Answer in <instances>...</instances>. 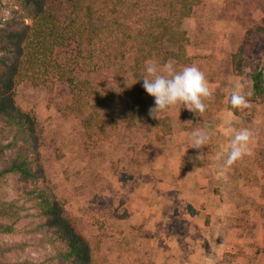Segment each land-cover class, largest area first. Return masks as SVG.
Returning <instances> with one entry per match:
<instances>
[{
    "label": "rangeland",
    "instance_id": "rangeland-1",
    "mask_svg": "<svg viewBox=\"0 0 264 264\" xmlns=\"http://www.w3.org/2000/svg\"><path fill=\"white\" fill-rule=\"evenodd\" d=\"M20 4L21 0H0V24L6 26L10 23L20 12ZM156 10L159 9L149 0L135 11L137 16L151 18ZM134 21L137 22L136 16ZM263 23L264 0H202L192 15L181 22L189 39L185 47L187 54L193 57L192 62L180 64L175 59L168 62L177 70L197 66L205 74L212 92V97L205 101L206 105L222 113L229 105L232 107L229 103L235 82L240 83L242 79L240 92L246 95L252 91L254 73L262 69L264 74V38L257 40L249 54L244 77L238 79L234 76L230 64L231 55L244 41L248 28ZM90 39L78 48L82 55L78 73L97 88H105L106 84L114 82L119 85L115 65L100 62L102 54H107V48L113 44L107 40H96L95 44V39L94 42ZM133 55V52H127L123 60L128 86L136 82L130 69ZM148 62L163 65L158 57L153 56L145 62L144 70ZM213 84L217 85L215 90H212ZM87 98L88 106L77 105L71 86L59 80L48 85L24 80L17 86V105L33 114L41 127L39 152L45 175L41 187H46L62 202L69 217L76 218L79 230L94 249L95 264H113L115 257L118 258L116 261L121 260V264H124L125 257L129 259L128 264H144L139 261L140 251L137 249L146 248L148 242L138 239L134 242L133 235L127 232L132 230H118L115 226L119 224L117 219H123L122 200L124 196L128 198L123 184L134 175L130 171L134 168L129 166L137 161H150L148 145L156 139L162 140L157 131L160 129L142 122L129 131L125 129L123 119L115 125L106 124V115L96 118V124L89 125L97 94L91 93ZM250 104L251 107L243 109L242 114L264 115V104ZM163 116L170 117L172 129L180 130L188 128L195 117L185 108L180 112L171 109ZM11 139L12 133H0V141L7 143ZM144 144L147 146L145 150L142 149ZM16 148L8 149L0 157V171L9 165V157ZM34 188L32 182L19 179L15 173L0 177V198L12 202L16 210L11 217L0 219L12 226L9 232L0 227V264H64L57 256L63 245L54 239L51 229L45 225L36 201L29 198V191ZM136 232L139 234L138 228ZM230 255L227 251V260L222 264H233Z\"/></svg>",
    "mask_w": 264,
    "mask_h": 264
},
{
    "label": "trees",
    "instance_id": "trees-1",
    "mask_svg": "<svg viewBox=\"0 0 264 264\" xmlns=\"http://www.w3.org/2000/svg\"><path fill=\"white\" fill-rule=\"evenodd\" d=\"M147 1L21 0L17 16L6 26L0 24V133H12L10 141H0V157L17 146L9 157V165L0 171V177L15 173L19 179L35 185L29 191V198L36 201L45 225L51 229L54 239L63 245L57 256L64 264H95V261L76 220L67 215L54 194L41 187L45 178L39 152L41 127L33 114L17 105L16 88L24 80L43 85L64 81L71 86L74 101L79 106H88V95L97 94L89 125L96 124V118L106 115V124L115 125L123 119L126 130L144 122L158 127L163 134H170V117L163 116L158 120L148 116L154 98L145 92L143 81L139 79L145 75V62L153 56L162 64L170 59L180 64L192 62L193 57L187 54L185 47L189 39L181 22L192 15L202 0H151L159 9L156 14L151 18L137 16L135 10ZM263 38L264 23L248 28L244 41L232 54L235 74L245 73L249 54L257 40ZM89 39L90 42L95 39V44L96 40H107L109 44L117 45L107 48L109 52L102 54L100 62L115 65L119 85L114 82L106 84L105 88H97L78 73L82 57L78 48ZM127 52L134 53L130 69L136 82L130 86L124 75L123 60ZM253 80V92L246 97L264 102L262 69L254 73ZM15 212L12 202L0 198V219L11 217ZM0 227L8 232L12 229L1 220Z\"/></svg>",
    "mask_w": 264,
    "mask_h": 264
},
{
    "label": "crops",
    "instance_id": "crops-1",
    "mask_svg": "<svg viewBox=\"0 0 264 264\" xmlns=\"http://www.w3.org/2000/svg\"><path fill=\"white\" fill-rule=\"evenodd\" d=\"M230 64L232 70V55ZM244 74L233 72L238 79ZM242 87L241 79L231 91ZM229 106L222 113L208 106L186 129L173 127L167 135L157 130L162 140L148 145L150 161L129 166L134 175L123 184L128 198L122 200L124 215L115 228L132 230L127 232L134 242H148L137 249L140 262L222 264L228 251L233 264H264V115L242 114ZM197 129L210 134L200 153L188 148ZM243 129L251 134L252 155L225 167L231 140ZM117 259L113 264H121ZM123 261L128 264L129 259Z\"/></svg>",
    "mask_w": 264,
    "mask_h": 264
},
{
    "label": "clouds",
    "instance_id": "clouds-1",
    "mask_svg": "<svg viewBox=\"0 0 264 264\" xmlns=\"http://www.w3.org/2000/svg\"><path fill=\"white\" fill-rule=\"evenodd\" d=\"M143 81L145 92L154 98V106L148 109V116L160 119L171 109H187L194 116L200 117L206 110V100L212 97L205 74L195 65L177 70L173 63L159 65L148 62ZM232 108L243 110L251 107L249 99L240 91H233L230 98ZM250 132L247 129L238 131L231 140L230 150L226 154L225 167H231L245 156H251L249 147ZM188 148L201 152L207 145L210 134L203 130H194L190 136Z\"/></svg>",
    "mask_w": 264,
    "mask_h": 264
}]
</instances>
